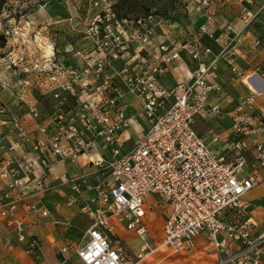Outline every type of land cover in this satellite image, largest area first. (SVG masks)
Here are the masks:
<instances>
[{
  "label": "built area",
  "instance_id": "built-area-1",
  "mask_svg": "<svg viewBox=\"0 0 264 264\" xmlns=\"http://www.w3.org/2000/svg\"><path fill=\"white\" fill-rule=\"evenodd\" d=\"M238 1L243 25L231 38H214L219 44L216 53L202 41L203 34H210L209 23L221 16L215 9L205 12L206 21L187 38L178 41L168 31L163 41L154 43L152 34L168 24L166 18L148 14L136 21L119 19L109 3L102 4L87 27L92 46L77 50L83 63L55 64L56 41L40 43L42 52L33 50L28 65L20 51L17 59L25 62L23 70L32 73V80L21 76L14 82L15 98L26 102L23 88L40 87L45 74L46 81L54 85L47 90L54 103L35 131L27 132L20 116L10 117L14 139L8 149L19 144L26 151L0 159V177L5 180L0 188V213L9 228L5 243L14 235L26 252L37 248L39 239L25 234L17 216L19 202L35 198L25 207L46 215L41 198L60 185L49 172L53 162L103 148L105 157L96 159L94 180L86 184L93 193L80 207L90 219L88 240L76 249L84 264H140L154 249L148 243L146 222L147 209L152 206L159 208L163 218L161 242L172 251L188 250L194 238L203 234L217 254L210 264L264 261V232L252 236L253 221L243 199L261 181L257 167H264V91H257L246 80L250 73L264 79V63L250 72L235 65L236 44L256 18L248 6L252 0ZM212 2L193 0L202 7ZM217 24L224 31L234 26L226 18ZM260 41L256 35L252 48ZM184 56L193 59L195 67L173 86L161 84L158 77ZM221 59L243 79L246 90L237 94L227 128L221 132L208 126L200 133L195 128L197 120L208 122L222 112L220 99L212 98L213 92L222 91ZM126 94L137 99L132 113ZM29 106L33 116L39 115L35 103ZM4 113L0 100V127L7 120ZM139 116L146 120V130L126 146L130 136L123 132ZM221 142L223 154L214 150ZM72 188L80 189L77 182ZM112 217L144 240L137 255L110 239Z\"/></svg>",
  "mask_w": 264,
  "mask_h": 264
},
{
  "label": "crops",
  "instance_id": "crops-1",
  "mask_svg": "<svg viewBox=\"0 0 264 264\" xmlns=\"http://www.w3.org/2000/svg\"><path fill=\"white\" fill-rule=\"evenodd\" d=\"M186 1L187 12L182 16V19H173V22L156 28L150 41L154 43L163 41L167 36L165 33L168 31L178 41L187 38L197 30L201 23L206 21L205 12L210 8L221 14L219 19L217 18L209 23L210 34L202 35V41L205 44L210 43L213 51L218 50V46L213 42L215 41L214 38L219 36L231 38L243 25L240 19L241 3L238 0H213L210 7L197 6L193 3V0ZM248 6L256 13V18L241 42L236 46V54L232 55L235 58V65L246 72H250L258 63H264V0H252V3ZM222 18L231 19L234 24L233 28L228 31L221 29L217 23ZM256 35L260 36L261 42L257 49H253L252 43ZM22 42L18 41V50L23 49L21 47ZM77 44H80L79 41ZM6 47H9L8 42ZM27 50L26 56L30 58L29 54L31 55V52L34 51L32 47ZM22 51L26 52V49ZM194 67L195 61L184 56L159 76L158 81L167 87L173 86ZM218 71L222 91L213 92L212 98L213 100L220 99L222 112L212 117L209 122L212 129L222 132L230 125L229 112L235 105L237 94L246 90L247 84L243 82L242 78L229 70L223 59L219 61ZM6 73L7 67L4 65V59H0V99L8 106L6 115H3L7 120L0 127V159L26 151V147L19 144L13 150L8 149V145L14 139V135L10 130V117L20 116L24 129L27 132L35 131L40 123L44 122L43 117L53 108L51 95L50 97L48 95L42 96L39 89L33 90L31 87L26 93V102H19L9 87L10 79ZM246 80L257 91H264V79H261L255 73H250ZM230 90H233L232 93ZM126 99L132 104L128 111L132 113L137 109L138 103L134 104L131 101L137 99L131 94H126ZM43 101H48L50 108H44ZM33 103L36 104L39 111L37 116H33L29 111V105ZM18 107L21 109H18ZM144 122L141 123L140 118H134L130 127L123 132V135H127L131 127L136 131L137 136L142 134L146 130V123ZM209 122L208 125L210 126ZM199 123L200 129H202V123L204 122L199 121ZM132 141L133 139L130 138L126 146H130ZM214 150L219 154H223L225 145L221 142L214 146ZM100 153L96 152L95 149L89 153L79 155L77 159H59L53 162L49 172L55 182H60V185L57 190H53L41 198L40 205L48 210L46 215L39 212H30L25 207L27 201H34L35 198H27L19 202L17 216L23 221L25 234L27 236L33 235L39 239V245L33 251L26 252L24 243L18 242L14 235L9 243L4 242L3 237L8 233L9 228L6 226L5 218L0 213V264H84L77 256L76 249L88 240L86 228L90 223V219L86 213L81 211L80 207L93 193L91 189L86 187V184L94 180V171L97 168L95 161ZM246 155L250 156L247 152ZM257 172L261 178L260 183L243 195V199L247 203V216L253 221L252 236L264 232V167L258 166ZM4 182L5 180L0 177V188L3 187ZM75 182L79 184L80 188L77 191L72 188ZM147 197L151 196L148 195ZM153 211L155 210L148 212L152 215ZM150 217L147 214V223ZM112 222L114 225V230L110 234L112 242L121 243L130 255H137L144 244V240L134 232L126 229L124 223L117 218L112 217ZM152 246L154 249L142 258L140 264H210L217 257L216 252L210 248L203 234L197 235L194 238L193 246L185 251H172L167 245L160 243V246H164L161 248L168 250L167 255L170 257L157 258L156 256L155 259L150 257L158 249V245L153 244ZM260 264H264V261Z\"/></svg>",
  "mask_w": 264,
  "mask_h": 264
},
{
  "label": "rangeland",
  "instance_id": "rangeland-1",
  "mask_svg": "<svg viewBox=\"0 0 264 264\" xmlns=\"http://www.w3.org/2000/svg\"><path fill=\"white\" fill-rule=\"evenodd\" d=\"M0 1L2 2L0 6V32H2L6 36V43H9V47H6L5 44L0 48V59H4V65H6L7 67L6 75L10 79L9 87L12 89L13 93L15 86L14 82H16L18 78H21V76H23V79L26 78L28 81L32 80V73H27L23 70L22 65L25 64V62L21 63V61L23 62V60L17 59V56H19L21 51V48L20 50H18V41H23V44L21 43V47H23V49H26V52L22 53L23 55H26V53H28L27 49H29V47H32L33 50L38 48V52H42L43 49L42 46H39L40 43L44 45V42L46 41H56L53 42L56 53L54 63L57 65H65L67 63L79 64L83 63V61L79 57L81 54L78 53L77 50H84L92 46L93 40L90 35H88L87 27L91 23L90 21L93 14L96 13V11L100 9V7H102L103 3L110 4L111 10L113 11L115 17L116 15H124L128 18H136L144 15L147 16L148 14H153L155 15V17L162 16L166 18L168 16V18H166L167 23L173 22V19L181 20L182 16L187 12L186 0H98V5H96V0ZM57 20L59 21L57 22ZM78 41L80 44H77ZM213 42L218 46L219 50L218 42ZM240 42L241 41H239L236 46ZM260 42L258 43L256 49L259 47ZM207 45L211 47L210 43H207ZM216 52L213 51V53ZM25 59L26 65H28V60H30V58H28L27 56ZM15 63H19V66H16ZM115 65L117 66V63H115ZM234 74L237 75L236 73ZM40 78L42 79L43 83L41 85H38L41 88H35V86H33L34 84L26 85L23 88L24 93H27L28 89H30L31 87L33 90L39 89V91L41 92L40 95H48V97H50L51 92H49V89H52L54 87L53 83L49 84L46 81L47 76L45 74H43ZM43 84H45V86L47 87L44 86V88ZM44 91H46V93H44ZM232 91L233 90H230L231 93ZM48 101H43L44 108H50ZM1 102L4 105L5 109L4 115H6L8 106L4 101L1 100ZM131 102L135 104L137 100H133ZM138 118H140L141 123L144 121V123H146L144 117L139 116ZM199 121L204 122L202 123V129H200ZM208 122L204 120H197V122L195 123V128L200 133L205 132L207 130V127L209 126ZM209 124V127H212L210 122ZM128 135H131L130 138H132L133 140L136 138L137 134L136 131H134L133 127L130 128V131L127 135L125 134V136ZM97 150L98 153H100L101 151L100 156L105 157V155H102V150H104L103 148H97ZM98 158L99 157H97L96 159ZM147 198L151 200L150 197ZM151 210H155L153 211L154 213L152 215H150L148 212ZM147 214L148 217H152L149 218V221L147 223L149 228L148 243L151 241L152 245H158V249L150 257L154 259L156 258V256L157 258H163L164 256L170 257L167 255L168 250L161 248L164 246H160V243L162 244L161 237L163 218L159 208H153L152 206V208L147 209L146 216Z\"/></svg>",
  "mask_w": 264,
  "mask_h": 264
},
{
  "label": "trees",
  "instance_id": "trees-1",
  "mask_svg": "<svg viewBox=\"0 0 264 264\" xmlns=\"http://www.w3.org/2000/svg\"><path fill=\"white\" fill-rule=\"evenodd\" d=\"M1 4H2V2L0 1V6H1ZM0 12H1V7H0ZM145 16L146 15L140 16V17H136V18H130V17L128 18V17H126L124 15H116V17L119 18V19H126V20H133V21H136L137 19L143 18ZM5 44H6V36L2 32H0V48L3 47Z\"/></svg>",
  "mask_w": 264,
  "mask_h": 264
},
{
  "label": "bare ground",
  "instance_id": "bare-ground-1",
  "mask_svg": "<svg viewBox=\"0 0 264 264\" xmlns=\"http://www.w3.org/2000/svg\"><path fill=\"white\" fill-rule=\"evenodd\" d=\"M47 51H50V50H47Z\"/></svg>",
  "mask_w": 264,
  "mask_h": 264
}]
</instances>
